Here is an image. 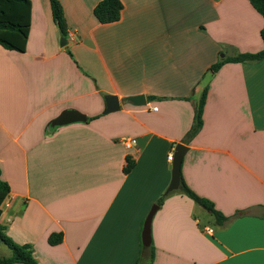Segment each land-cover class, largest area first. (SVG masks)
<instances>
[{"label": "crops", "instance_id": "crops-1", "mask_svg": "<svg viewBox=\"0 0 264 264\" xmlns=\"http://www.w3.org/2000/svg\"><path fill=\"white\" fill-rule=\"evenodd\" d=\"M30 1L26 52L0 46V168L11 189L0 223L13 242L32 246L36 264H264V61L210 71L264 49L249 0H120L112 24L94 15L103 0H59L65 38L51 0ZM206 87L203 127L186 143ZM107 96L118 112L103 115ZM136 96L147 104L128 101ZM65 110L93 120L50 131ZM177 144L189 149L187 187L229 221L217 225L179 188L145 248ZM53 234L63 243L51 246Z\"/></svg>", "mask_w": 264, "mask_h": 264}, {"label": "trees", "instance_id": "trees-1", "mask_svg": "<svg viewBox=\"0 0 264 264\" xmlns=\"http://www.w3.org/2000/svg\"><path fill=\"white\" fill-rule=\"evenodd\" d=\"M255 10L264 18V0H249ZM52 15L55 24L59 28L61 35L67 36V22L64 9L59 0H51ZM31 11L32 5L30 0H0V46L6 50L17 53H25L31 30ZM123 12V4L120 0H103L95 10L94 15L101 24L117 23L121 20ZM261 37L264 42V28L261 31ZM264 61V49L256 54H240L234 58H228L213 65L210 69L215 74L226 63H256ZM208 87L203 91L201 99L195 109V117L191 130L186 135L185 142L189 143L195 138L203 127V112L206 104ZM93 118L88 119V122ZM55 131L57 128H51ZM136 162L133 158H127V164L124 173L129 175L135 168ZM180 191L193 200L196 204L208 210L219 226H224L229 218L219 213L212 202L203 199L192 192L185 184L181 176ZM11 193L8 183L2 180L0 168V216L2 214L1 207ZM169 194H164L157 202V206H162L164 200ZM63 243L62 234H53L49 238L51 246H57ZM5 245L11 251V257L5 258L0 255V264H36L33 257V248L30 245H18L7 235L6 227L0 223V246ZM154 260L152 253L151 262Z\"/></svg>", "mask_w": 264, "mask_h": 264}, {"label": "water", "instance_id": "water-1", "mask_svg": "<svg viewBox=\"0 0 264 264\" xmlns=\"http://www.w3.org/2000/svg\"><path fill=\"white\" fill-rule=\"evenodd\" d=\"M66 44V39L62 40V45ZM128 101L137 105V106H145L146 98L144 96H136L128 98ZM120 101L116 96H107L105 98V109L103 111V115L112 114L118 112L120 110ZM88 118L85 114L76 111V110H65L61 112V114L55 118L51 123V128H59L68 126L76 123H87ZM188 148L183 144H177L174 150V159L171 166L172 171V180L166 191V194H170L172 192L177 191L181 186V168L183 160L188 153ZM159 206L155 205L151 209L147 219L145 221L143 232H142V243L145 248H148L152 244V234H151V226L153 218L158 211Z\"/></svg>", "mask_w": 264, "mask_h": 264}, {"label": "built area", "instance_id": "built-area-1", "mask_svg": "<svg viewBox=\"0 0 264 264\" xmlns=\"http://www.w3.org/2000/svg\"><path fill=\"white\" fill-rule=\"evenodd\" d=\"M155 110H157V109H155ZM127 147L130 148V145L127 144ZM173 159H174V151H171V152H169V154H168V162H169L171 165H172V163H173ZM206 232H207L208 234H213V230H212L211 228H207V229H206Z\"/></svg>", "mask_w": 264, "mask_h": 264}, {"label": "rangeland", "instance_id": "rangeland-1", "mask_svg": "<svg viewBox=\"0 0 264 264\" xmlns=\"http://www.w3.org/2000/svg\"><path fill=\"white\" fill-rule=\"evenodd\" d=\"M200 208H201V207H200ZM200 208L198 209V210H199L198 212H199L200 214H202V215H203V214H208V213H206L205 211H203V210H204L203 208H201V209H200ZM207 216H209V215H207ZM1 246H3V250H5L7 253H8V252H9V253L11 252L10 249H9L8 247H6L5 245H1Z\"/></svg>", "mask_w": 264, "mask_h": 264}]
</instances>
